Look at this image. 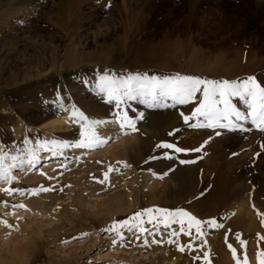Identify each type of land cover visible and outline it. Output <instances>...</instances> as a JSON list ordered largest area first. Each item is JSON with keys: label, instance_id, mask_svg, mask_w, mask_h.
<instances>
[{"label": "rangeland", "instance_id": "obj_1", "mask_svg": "<svg viewBox=\"0 0 264 264\" xmlns=\"http://www.w3.org/2000/svg\"><path fill=\"white\" fill-rule=\"evenodd\" d=\"M69 10L67 0H0V150L7 153L6 166L20 164L9 169L14 180L0 179V261L188 264L187 249L193 250L186 246V251L172 258L168 241L176 243L177 238L163 237L165 231H154L155 227L149 229L150 218L144 224L149 232L120 229L123 241L117 232L103 230L141 211V207L124 210L132 207L137 197L147 199L136 190L148 173L165 174L154 162L167 161L162 165L171 171L185 166L203 169L207 163L224 169L220 189L225 190L227 199L219 205L225 210L241 199L239 189L264 190V132L250 116L239 122L243 130L190 127L197 121L207 122L203 117L187 123L183 119L199 106L202 92L187 104L173 106L167 99L161 101L166 107H149L138 98L117 108L115 101L109 102L99 91L100 78L106 74L180 73L242 81L255 76L264 86V0H82L74 17L82 24L76 22L79 28H73L74 38L66 35L60 20L55 21L58 12L67 13L66 17ZM97 34L101 36L97 38ZM73 46H77V54L84 55L83 60L61 67ZM111 47L115 51L110 52ZM232 103L249 114L243 101L234 97ZM74 110L89 119L116 123L115 127L96 126L98 135L108 142L94 148L74 147L81 139L83 123L70 119ZM125 112L135 119V131L127 124L120 127L118 116ZM218 131L220 135H216ZM53 141L69 146L59 147ZM161 143H173L186 151L157 147ZM165 153L173 158H165ZM33 155L38 162L30 165ZM210 185L209 178H199L193 193L185 203L180 202L202 221L210 216L199 200ZM41 186L52 190L40 191ZM230 192L236 196L229 197ZM262 195L252 203L263 207ZM259 218L264 225V215ZM153 231L162 243H152ZM256 238L252 241L261 252L264 241ZM232 242L235 248L238 243L234 246L237 241ZM229 244L217 248L215 256L232 253ZM205 245L196 241L192 248L201 256L208 252ZM246 247L235 248L237 254L251 255ZM257 247L252 250L258 252ZM212 258V264H218Z\"/></svg>", "mask_w": 264, "mask_h": 264}, {"label": "snow or ice", "instance_id": "obj_2", "mask_svg": "<svg viewBox=\"0 0 264 264\" xmlns=\"http://www.w3.org/2000/svg\"><path fill=\"white\" fill-rule=\"evenodd\" d=\"M99 91L107 95L108 101L116 102L117 108L121 106L126 100H136L138 98H143V102L148 104L149 107H166L167 104L161 103L167 99L173 101V106L175 104H187L190 101L196 99L197 93H203V100L200 102L199 106L195 108L191 116H184L183 119L185 123L196 117H203L206 123H197L190 125V127L200 128H220V129H236L240 128L243 130L242 124L239 122L244 121L249 118L252 119V123L256 125L258 129L264 132V86L257 82L255 76H249L241 80H211L205 79L196 75H185V74H168V75H148L147 73H136L128 74L127 76H110L104 75L100 78V83L98 85ZM238 98L248 105L250 112L246 115L243 111L239 110L238 107L232 103V98ZM183 115V114H182ZM142 118V115L141 117ZM73 121L81 123L82 131L80 133L81 139L78 143L74 144V147L78 148H94L99 147L108 142L107 139L101 138L96 132V126L103 124L104 121H98L94 119H89L84 116L83 113H77L75 110L70 117ZM120 121V127L123 128L125 124L131 127L134 131L136 130V121L130 118L125 112L122 116H118ZM218 131L216 135H220ZM171 135V133H170ZM54 145L59 147H68L69 145L64 144L62 141H53ZM207 143V142H205ZM159 148L163 149H173L174 152L179 153L186 151L183 148L178 147L173 143H161L157 145ZM195 151H200V149H195ZM7 153L0 150V179L14 180L15 176L9 174V169L12 167H19L20 164L5 165L4 159ZM165 158L172 159V155L165 153ZM154 159L157 157H153ZM16 157L13 156L12 160L16 161ZM38 162V159L33 155V159L28 161L30 165H34ZM181 163H193L194 161L181 160ZM24 162L21 161V164ZM127 166V165H125ZM113 169H109L112 171ZM108 173H104V180H107ZM50 179H52L50 177ZM104 180L99 182L103 183ZM40 191H49L52 189L40 187ZM5 191H21L19 189H5ZM33 192L36 190L33 189ZM7 206V202H5ZM16 207H25V205H16ZM156 212L163 217L162 223L165 228L170 227L172 223L180 225L179 232L173 230L169 233L170 237H177L180 233H185L191 235V230L194 228L197 234V238L204 235L202 232V226L207 225L209 228H220L223 227L222 224L217 223L215 219H209L207 221H201L191 212H188L182 208L175 210L161 209V208H147L142 211H137L134 215L128 219L122 221L113 222L111 226L105 228L103 231L106 232H117L120 236V240L125 239L123 233L120 229L126 228L128 231H133L139 228V233L149 232L148 229L142 227L144 221L141 219L144 216H148L149 222L155 219L152 215ZM131 221H139V224L131 223ZM7 224V221H3ZM185 223L187 227L185 228ZM11 227V225H9ZM158 230V226H157ZM153 235L152 243H162V240L155 239V233H150ZM87 235V234H85ZM137 239H140V235L137 234ZM237 239L240 241L241 245L246 247L247 242L240 238V234L237 233ZM264 240V236L260 237ZM169 243H174L173 239H169ZM113 245L117 243L116 240L112 241ZM148 244V240L144 239V245ZM188 248H192V243L187 245ZM228 247L231 249L234 257H237V250L229 244ZM180 251H185V246H179ZM257 257L259 264H264V251L258 252ZM196 260H200V256L194 257ZM203 261L205 264H212L210 259V253L205 252L203 254ZM237 264H249V258L245 253L243 256V261L237 258Z\"/></svg>", "mask_w": 264, "mask_h": 264}, {"label": "bare ground", "instance_id": "obj_3", "mask_svg": "<svg viewBox=\"0 0 264 264\" xmlns=\"http://www.w3.org/2000/svg\"><path fill=\"white\" fill-rule=\"evenodd\" d=\"M61 2H63V1H61ZM61 2H60V4H61ZM67 2H68L69 7L72 11L69 10L70 13H68V16H66V17H65V15L67 13L60 14V12H58L57 20H55V21L60 20L59 25H61L66 30V35L69 36L75 31V30L73 31V28L78 27L76 25L80 22L77 20L78 23L76 24L77 21H74V19H75L74 17L76 15H78V13H79V11H77V8H79V5L81 4L82 0H67ZM54 4H55V6L57 5V3H54ZM65 4H66V2H65ZM46 16H48V15H46ZM46 16H44V17H46ZM50 18H53V17H50ZM78 18H80V17H78ZM71 36L73 37L74 34ZM100 36L97 34V38ZM75 47L77 48V46H73L72 48H68L67 53H66V57H65V61L63 62L61 67H63V68L72 67V66H75L77 63H79L80 61L83 60L84 55L83 54H77ZM109 51L110 52L115 51V47H111L109 49ZM108 56H110V55H108ZM106 59H108V58H106ZM103 121H104V123L100 124L102 126L106 125V126L115 127L117 125L116 123H113V122H110L107 120H103ZM132 148L135 150L136 146L133 145ZM94 153L95 152H91L90 154H94ZM75 158H78V157H75ZM214 159L215 158L212 156V164L214 162ZM160 160H162V159H160ZM208 160H209V158H208ZM68 161L69 160H67V162ZM162 162H164V161L156 162V163L154 162L153 164L157 166L156 169H159V170L162 169L163 170L162 172L163 173L165 172L164 175H166V176L163 177L164 175H162V177H161L160 172H158V173L156 172L154 174L148 173L146 175L147 179L145 181H140L138 183V188L136 190V192H138V195L144 194L147 197V199H145V201H141V200L137 199L138 197L136 196L137 198L136 197L135 198L137 200L135 198H134L135 200L133 199L135 202L132 201L134 203V204H132V207L129 206V208H126V210H124V211H128V210L133 211L134 209H137L138 207H141V211L144 209H147V208H154V209L155 208H161V209H169V210H171L173 208L184 209L183 208L184 204H182L180 202L185 203V201L188 199V194L190 192L193 193L194 188L196 187V185L198 183V179L202 178L205 181L206 178H209L211 180V185L208 188L207 193L202 196V198L199 200V202L203 206L207 207L206 210L208 209L207 213L210 216L209 219H215L217 221V223L222 224L223 227L210 228L211 230H207L208 226L203 225L202 226V232L204 233V235L200 238H197V234H196L194 228L191 230V233H192L191 235H188L185 233H180L179 236L176 237L177 238L176 243L175 242L170 243V245H169V246H171L170 250H172V252H173L172 258H174L178 254H180V252H182L180 250L178 251L177 248L179 246L183 245L186 247L190 242L192 244H194L196 241H198V242H202V243L206 244L205 246L207 248V251H208V253H210V259L214 256L216 258L215 260L218 264H237V258H239L242 262L243 256L245 253L247 254V256L249 258V264H259L257 253L260 251H259L257 246L256 247L258 249V252H257V250H254V251L252 250V248H254V249L256 248L254 246V244L255 245L257 244L256 241H254V242L252 241V238L255 239V237H257L256 238V240H257V239H260L261 236H264V225L261 224L262 221L259 218V215H261V214L264 215V202L261 201L263 204V207H262V205H260V204L258 205L256 203H252L251 200L255 199V200L260 201L261 195L263 194L262 196H264V190L261 191L259 189H254V188H252L251 190H240L239 189L238 191H239L240 195L242 196L241 199L238 198L239 199L238 201L234 202L229 208H227L225 210L224 208H222L221 205H219L221 200H223L225 202L227 199V197H226L227 193H225V190L221 191V189H220L221 183L223 181L224 169H220L218 166H212L211 164L207 163L206 164L207 167H204L203 169L200 167H197V166H191V167L185 166L182 169H176L174 171H171V170L166 169V168L164 169ZM166 162L167 161H165L164 163H166ZM48 166H50V164H45L44 167L47 168ZM174 184H176L177 187H175ZM238 191H235V192H238ZM228 194H229V197L232 195H235V194H233V192H230ZM121 195L122 194H120L119 196H121ZM238 196H239V194H238ZM180 204H182V206ZM222 205L224 207L225 203H223ZM152 215L155 217V219L151 220L149 226H147V227H149V229L155 227L154 231H156L157 226H158L157 231H159V230L165 231V233H164L165 236H163V237H166V234H167V237L168 236L170 237L169 233L173 230L179 232V228H180L179 224L172 223L170 225V227L165 228L162 223H159L160 221L163 220V217L160 216L159 214H157L156 212H153ZM147 218H149V217L144 216L141 218L144 221V223L142 225V227H144V228L146 227L144 224L147 223L146 222ZM186 227H187V225L185 223V228ZM237 233L240 234L241 239L245 240L248 243L247 244L248 247H246V248L252 254L248 255L247 252L241 253V252H243V251H241L240 253L237 254V257H234L233 254L230 252L228 254L224 253L225 255L220 253L219 250L223 249L222 246H225L224 244L231 243V245H232V243H233L232 241H237V242H235L234 246L236 245V243H238V245L239 244L241 245V243H239L240 241L237 239ZM169 237H168V239H169ZM171 238H173V237H171ZM138 241H140V240H138ZM257 242H260V240ZM263 244H264V242H263ZM238 245L235 248H238L240 246V245L239 246ZM258 245H260V244H258ZM172 246H174V247H172ZM219 247H220V249L218 250V252L222 255L220 256V254H219V256H215V251H217L216 249ZM241 248H243V247H241ZM191 249L193 250L192 253L188 252L189 250L187 249L186 257H188V259H189L188 264H195V263L201 264L203 262V259H202L203 255L200 256L199 253L196 254V252L198 250L196 251V249H193V248H191ZM261 251H264V250H261ZM201 252H203V251H201ZM221 252H224V251H221ZM211 255H213V256H211ZM196 256H200L201 259L200 260L194 259V257H196ZM0 260H2V259H0ZM4 261L3 262L0 261V264H15L14 261H9V259H7L8 262H4Z\"/></svg>", "mask_w": 264, "mask_h": 264}]
</instances>
